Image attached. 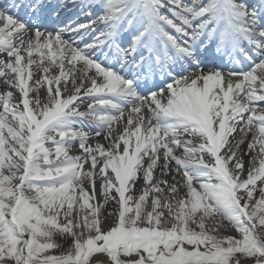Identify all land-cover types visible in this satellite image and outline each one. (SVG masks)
I'll use <instances>...</instances> for the list:
<instances>
[{
    "label": "snow or ice",
    "instance_id": "obj_1",
    "mask_svg": "<svg viewBox=\"0 0 264 264\" xmlns=\"http://www.w3.org/2000/svg\"><path fill=\"white\" fill-rule=\"evenodd\" d=\"M0 78V264H264V0H0Z\"/></svg>",
    "mask_w": 264,
    "mask_h": 264
},
{
    "label": "bare ground",
    "instance_id": "obj_2",
    "mask_svg": "<svg viewBox=\"0 0 264 264\" xmlns=\"http://www.w3.org/2000/svg\"><path fill=\"white\" fill-rule=\"evenodd\" d=\"M75 13H76V10L70 8V9L68 10V12H67V15H68V16H72V17H74V14H75ZM65 22H67V21H65ZM80 22H81V23L84 22V19H83L82 17L80 18ZM56 73H57V70H56V69H53V70L51 71V74H52V75H55ZM39 75H40V73H36V75L34 76V79H35V78H38ZM0 79H2V78H0ZM30 83H31V81H30ZM5 90H6V89H5V87L3 86V84L0 83V94H3V92H4ZM7 90L13 91V93H14V95H13V100L16 101V102H18V101H19V94L16 92V90H15V89H11V88H9V89H7ZM45 91H46V90L43 89V88L40 90V95H41V97L44 96ZM69 91H71V86H70V85H69ZM86 106H87L86 103H85V104H81V105H80V110H84V109L86 108ZM21 107H22V106H21ZM0 110H2V109H0ZM119 127L122 129V125H120ZM239 136H240V133L237 132V134H236V138L239 139ZM249 138H250V137H249ZM97 142H99V143H104V144L107 146V142L104 140V138H103L102 136H101L100 138H98L97 140H89V141H88L89 144H95V143H97ZM245 148H246V142H245V144L241 145L238 154L242 156L243 161H244L245 170H247V168H248V159H249V158H248V156L243 155V153H244V151H245ZM70 154H73V155L81 154V153H80V150H79V148H78V146H77L76 144H74L73 147L70 149ZM88 167H89V165H88V164H85V169H87ZM155 175H156L157 177L160 176V174H159V170L156 171ZM176 178H177V180L180 179L179 176H177ZM162 179H166V180H168L169 183L172 182V178H171V176H164V177H162ZM142 184H143L142 179H138V180L136 181V183H135V187H134V189L131 191L130 194L133 195L134 197H135V196H138V195L140 194V191H141V188H142ZM85 187H86V188L88 187L87 182L85 183ZM126 194H128V193H126ZM182 194H183V189L181 190V195H182ZM113 195H115L114 192H113ZM165 196H167L169 203H173L172 197H171L169 194L165 193ZM100 199H101V197H100V195H99V181H97V197H96V200L99 201ZM148 199H149V207H150L151 193H150ZM116 208H117V205L115 204V202H113V201H109V203H108V204L102 209V213H103V217H102V218L104 219V227H105V228H107L108 226H110V224H111V222H112V218L108 217V216H107V213H108L109 211H114ZM146 210H148V209H146ZM163 211H164L165 217H167V209H163ZM58 239H59V238L57 237V240H58ZM69 242H70V241H65V242H64L65 247H67V244H68ZM56 252H57V250H53V254H57Z\"/></svg>",
    "mask_w": 264,
    "mask_h": 264
},
{
    "label": "rangeland",
    "instance_id": "obj_3",
    "mask_svg": "<svg viewBox=\"0 0 264 264\" xmlns=\"http://www.w3.org/2000/svg\"><path fill=\"white\" fill-rule=\"evenodd\" d=\"M177 154L179 155V154H180V152L178 151V152H177ZM56 253H57V252H56ZM104 259L106 260L107 258H106V257H104Z\"/></svg>",
    "mask_w": 264,
    "mask_h": 264
}]
</instances>
